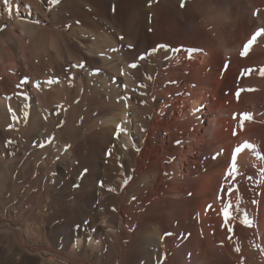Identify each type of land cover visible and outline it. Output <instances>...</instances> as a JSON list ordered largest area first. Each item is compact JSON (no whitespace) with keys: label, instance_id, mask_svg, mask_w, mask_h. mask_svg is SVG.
<instances>
[{"label":"bare ground","instance_id":"6f19581e","mask_svg":"<svg viewBox=\"0 0 264 264\" xmlns=\"http://www.w3.org/2000/svg\"><path fill=\"white\" fill-rule=\"evenodd\" d=\"M181 3L0 0V264H264V0Z\"/></svg>","mask_w":264,"mask_h":264},{"label":"snow or ice","instance_id":"6c2138e0","mask_svg":"<svg viewBox=\"0 0 264 264\" xmlns=\"http://www.w3.org/2000/svg\"><path fill=\"white\" fill-rule=\"evenodd\" d=\"M184 4H183V0H182V3H181V7H183ZM261 33H264V29H261L259 30L257 33H255L252 38L247 42V44L245 45V49H244V52H242V55L246 54V52L248 51V48L249 46L256 40V37L261 35ZM120 39H123V37H120ZM128 48H132L133 46L132 45H128L127 46ZM163 47V46H162ZM112 51H118V49H112ZM145 58L144 54H141L140 56L137 57V60L134 61L133 63H131L129 65L130 68L132 69H136L138 66H139V61L140 60H143ZM82 66V65H80ZM123 74V73H122ZM244 148H249V149H254L255 148V145H251V144H245L243 145ZM242 151V148L241 147H237L235 149V152L236 153H239ZM231 168H232V172L229 173V175L233 174L235 171H236V168H237V164H236V158H235V155L233 156L232 158V162H231ZM84 172H87V169H84ZM111 191H115V189H110ZM229 213L227 210H225V215L227 216ZM245 223H250L247 218H245ZM237 251H239V249H237Z\"/></svg>","mask_w":264,"mask_h":264},{"label":"rangeland","instance_id":"374dc122","mask_svg":"<svg viewBox=\"0 0 264 264\" xmlns=\"http://www.w3.org/2000/svg\"><path fill=\"white\" fill-rule=\"evenodd\" d=\"M63 1H64V0H61V2H63ZM65 1H66V0H65ZM137 18H138V17H136L135 20H134V30H135V33H136L137 31H138V32H137L138 34L140 33V36L138 37L139 40H140V37H141V39H142L143 36H144L143 39H146V38H147V37L145 36L146 33H145V31H143V29H142V25H141V23H140V19H139V18L137 19ZM138 25H139V26H138ZM140 26H141V27H140ZM139 29H140V30H139ZM141 30H142L143 32H142ZM141 32H142V33H141ZM137 33H136V34H137ZM143 33H144L145 35H144ZM138 34H137V36H138ZM145 37H146V38H145ZM14 209H15V207H14ZM17 209H18V208L16 207L15 210L17 211ZM15 210H14V211H15ZM0 215H1V212H0ZM0 218H1V216H0ZM0 222H1V219H0ZM3 222H6V221H3ZM7 223H8V221H7ZM62 264H64V263H62Z\"/></svg>","mask_w":264,"mask_h":264}]
</instances>
